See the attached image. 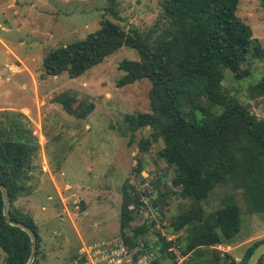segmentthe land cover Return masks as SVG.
<instances>
[{
    "label": "rangeland",
    "instance_id": "1",
    "mask_svg": "<svg viewBox=\"0 0 264 264\" xmlns=\"http://www.w3.org/2000/svg\"><path fill=\"white\" fill-rule=\"evenodd\" d=\"M114 1L118 18L106 10L108 0H0V128L24 124L40 144L26 191L14 203L38 226V264H81L84 244L122 238L119 215L127 182L145 207L124 231L131 234L132 228L144 224L147 230L140 242L144 239L159 251L166 243L174 256L166 254L161 264H181L186 257L181 251L189 232L186 226L174 230L173 221L197 206L208 213L231 202L240 209V230L215 247L240 262L252 243L264 240V207L250 208L242 189L232 182L217 184L198 202L180 195L179 187L172 185L173 168L157 155L163 141H155L150 127L132 129L124 119L128 113L151 111L148 80L117 86L124 74L118 65L123 59L137 60L135 49L122 46L75 78L66 71L44 72L42 60L50 49L84 38L103 19L144 31L160 11L161 0ZM236 14L264 48L262 1L240 0ZM241 68H248L250 76L236 79L227 71L222 83L263 117L264 97L253 87L264 74V55L248 56ZM61 92L75 97L74 108L89 103L94 107L85 117L69 114L53 101ZM146 137L152 141L142 152L139 142ZM164 184L170 191L161 212L153 201L166 189ZM4 257L0 249V264Z\"/></svg>",
    "mask_w": 264,
    "mask_h": 264
},
{
    "label": "trees",
    "instance_id": "2",
    "mask_svg": "<svg viewBox=\"0 0 264 264\" xmlns=\"http://www.w3.org/2000/svg\"><path fill=\"white\" fill-rule=\"evenodd\" d=\"M239 1L161 0L157 18L144 31L135 27L126 30L105 18L84 38L50 49L42 65L47 75L66 71L75 78L122 46L135 49L137 60L123 59L118 65L124 74L117 86L148 80L151 111L128 113L124 119L132 129L150 127L155 141H163L157 155L173 168L172 185L179 187L182 197L198 202L207 198L217 184L232 182L242 189L249 207L258 211L264 207V116L255 114L222 83L227 71L236 79L250 76L248 68H241L248 56L264 55L250 26L236 14ZM108 2L106 10L118 18L115 1ZM253 89L264 97V74ZM74 100L67 92L53 97L67 113L77 117H85L94 107L89 103L79 110L72 106ZM151 141L150 137L142 138L140 150H148ZM39 149L38 139L24 124L0 128V184L9 197L10 218L25 223L35 233L37 248L32 264H38L41 236L33 217L14 203L26 191ZM141 163L142 160L138 162L139 171ZM134 172L142 177L137 170ZM164 186L166 189L153 201L161 212L170 191L168 184ZM134 193L128 182L123 185L119 226L127 247L138 245L147 230L142 224L132 228L131 234L124 231L137 211L145 207ZM3 208L0 190V249L5 253L4 264H27L31 257L30 236L7 222ZM240 225V209L235 202L208 213L194 207L172 223L174 230L186 226L189 232L181 264H246L264 240L252 243L240 262L215 247L232 240ZM142 241L147 248L154 247ZM167 249L168 245L163 244V254L152 264H161L160 258L166 254L173 257ZM190 253L193 254L189 256ZM263 259L264 253L256 264H263Z\"/></svg>",
    "mask_w": 264,
    "mask_h": 264
},
{
    "label": "built area",
    "instance_id": "3",
    "mask_svg": "<svg viewBox=\"0 0 264 264\" xmlns=\"http://www.w3.org/2000/svg\"><path fill=\"white\" fill-rule=\"evenodd\" d=\"M159 249H149L143 242L127 247L122 238L84 244L80 249L81 264H152L162 255Z\"/></svg>",
    "mask_w": 264,
    "mask_h": 264
},
{
    "label": "water",
    "instance_id": "4",
    "mask_svg": "<svg viewBox=\"0 0 264 264\" xmlns=\"http://www.w3.org/2000/svg\"><path fill=\"white\" fill-rule=\"evenodd\" d=\"M0 190L2 192V195H3V199H4V208H3V214L7 220V222L11 225H14V226H18L20 227L21 229H23L24 231H26L29 236H30V239H31V244H32V247H31V257L28 261L27 264H32L34 258H35V254H36V241H35V233L34 231L29 228L25 223L23 222H20V221H15L13 219L10 218L9 216V213H8V208H9V197L7 195V192H6V189L5 187L0 184ZM264 253V242L259 244L255 250L253 251V253L251 254L250 258L248 259L247 263L246 264H256V262L258 261V259L260 258V256Z\"/></svg>",
    "mask_w": 264,
    "mask_h": 264
}]
</instances>
